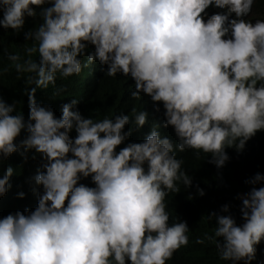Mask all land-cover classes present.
Returning a JSON list of instances; mask_svg holds the SVG:
<instances>
[{
  "label": "clouds",
  "instance_id": "9594fccd",
  "mask_svg": "<svg viewBox=\"0 0 264 264\" xmlns=\"http://www.w3.org/2000/svg\"><path fill=\"white\" fill-rule=\"evenodd\" d=\"M46 3L0 0L4 29L20 32L25 17L41 18L23 33L34 42L25 51L38 52V60L6 53L35 86L26 89L27 120L16 101L0 99V156L22 148L25 159L34 150L43 160L33 177L42 186L36 208L0 218V264H165L188 242L186 222L169 223L165 210L177 182L192 185L176 152L209 153L219 168L229 158L226 146L241 150L264 129V20L244 19L253 0H51L39 13L32 7ZM97 61L106 76L133 79L132 97L144 93L163 105L175 145L153 124L142 142L117 151L131 135L129 115L94 121L74 110L73 99L57 117L37 102V88L78 76ZM132 111L135 126L145 125L148 113ZM12 174L9 166L0 177V196ZM87 177L94 187L79 183ZM246 183L259 186L238 194L242 223L228 204L208 215L215 228L206 238L215 239L229 264H250L254 245L264 240V174Z\"/></svg>",
  "mask_w": 264,
  "mask_h": 264
},
{
  "label": "trees",
  "instance_id": "16d2710c",
  "mask_svg": "<svg viewBox=\"0 0 264 264\" xmlns=\"http://www.w3.org/2000/svg\"><path fill=\"white\" fill-rule=\"evenodd\" d=\"M50 3L51 0H47L46 5H33L32 7L39 13L41 7L48 6ZM254 6L264 10V1L256 0ZM205 11L210 16L213 8H207ZM0 17H2V12H0ZM244 19L253 23L257 19L264 20L255 14L247 15ZM39 22H41L39 15L35 18L25 17V24L20 32L0 27V99L7 103L16 101V111L24 115L25 120L29 114L26 89L35 85H29L26 82L29 74L18 73L13 62L7 59L6 53L19 56L20 62L29 57L38 60V52L34 51L29 54L25 51L28 47H34V42L26 41L23 33ZM88 50L93 51L94 46L89 45ZM105 68L106 65H100L97 61L84 68L82 71L85 70V72L82 75L57 77L55 85H49L47 89L37 88L36 100L41 105L50 106L57 117L61 115V112L57 113L61 110L59 108L65 103H71L73 99L79 101L74 110H79L82 116L91 117L94 121L105 117L111 119L121 113L129 115L130 122L125 126V131L131 130V135L118 146L117 151L129 142H142L151 131L153 124L159 125L158 130L161 135L167 136L175 145L177 138L173 127L164 125L163 105L160 102H153L144 93H141L139 97H132L131 91H135L133 79L122 73H117L112 77L106 76ZM90 85L93 89L90 97L85 92L78 95L80 88ZM57 89L59 91H56ZM54 92H56L55 96H53ZM52 103L56 106L52 107ZM154 105L159 107V111ZM133 108L136 112L144 110L148 113L147 122L139 128L133 123V117L136 114L132 111ZM75 134V131L70 133L73 137ZM138 134L141 135L140 138ZM25 135L26 133L22 130L20 136L16 138L17 142ZM263 140L264 129H261L245 142L241 150H237L234 146H226L225 152L229 158L219 168L210 162L209 153L196 149L176 152L177 158L182 161L181 168L192 179V185L184 187L182 183L177 182L179 191L175 193L169 191L165 196V210L169 213V223L179 220L186 222L188 242L175 250L165 264H229L228 261L219 258L215 239L206 238L213 236L215 228L214 218L210 219L208 215L220 212L221 206L228 204L236 223L243 222L239 211L241 202L237 197L238 194L249 191L251 187L259 186L248 184L246 181L256 173L264 174V145L260 149L256 146ZM20 151L23 149L13 152L6 158L0 156V177L7 167L13 168V174L9 177L8 190L5 195L0 196V218L10 213L14 214L18 210L25 214L34 210L38 204L39 193L42 192V186L36 185L33 180L38 171L42 170L41 156L32 150L25 153L27 157L25 159L20 155ZM79 183L90 187L95 186L90 177L82 178ZM197 187L203 189V195L198 194ZM33 188L36 189L35 192ZM20 192L24 193L23 197L18 195ZM254 247L256 249L255 259L250 261V264H264V240ZM238 264H243V262H238Z\"/></svg>",
  "mask_w": 264,
  "mask_h": 264
},
{
  "label": "bare ground",
  "instance_id": "6f19581e",
  "mask_svg": "<svg viewBox=\"0 0 264 264\" xmlns=\"http://www.w3.org/2000/svg\"><path fill=\"white\" fill-rule=\"evenodd\" d=\"M255 1H256V0H253V4H252L253 6H251V10H250V12H249L248 15H253V14H255V15H258V18H263V19H264V17H263L264 10H263V9H260L259 7L254 6ZM261 1H264V0H261ZM84 72H85V70L82 71L79 75H82ZM79 75H78V76H79ZM74 83L80 84L79 82H74ZM92 90H93V89H92L91 85H90V86H87V87H82V88L79 89V91H78V95H81L82 93L85 92V93H86L87 95H89V97H90V96H91V91H92ZM60 104H61V103H60ZM55 106H56V105H55ZM55 106H54L53 103H52V107H55ZM59 109L62 110V107H60ZM61 110H58L57 113H60ZM136 135H137V134H136ZM136 135H134V136H136ZM144 135H145V133H144ZM144 135H142V137H143ZM140 136H141V135L138 134V138H140ZM145 137H146V136H145ZM135 139L137 140V138H135ZM138 140H139V139H138ZM263 145H264V140L256 145V146H257V149H260Z\"/></svg>",
  "mask_w": 264,
  "mask_h": 264
}]
</instances>
